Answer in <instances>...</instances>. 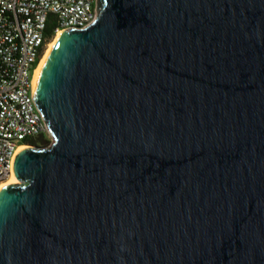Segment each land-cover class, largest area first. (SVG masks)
<instances>
[{"label":"water","instance_id":"obj_1","mask_svg":"<svg viewBox=\"0 0 264 264\" xmlns=\"http://www.w3.org/2000/svg\"><path fill=\"white\" fill-rule=\"evenodd\" d=\"M97 5L41 68L0 264H264V0Z\"/></svg>","mask_w":264,"mask_h":264},{"label":"built area","instance_id":"obj_2","mask_svg":"<svg viewBox=\"0 0 264 264\" xmlns=\"http://www.w3.org/2000/svg\"><path fill=\"white\" fill-rule=\"evenodd\" d=\"M97 7V0H0V182L14 172L25 140L50 133L34 98L47 47L60 30L90 25Z\"/></svg>","mask_w":264,"mask_h":264},{"label":"bare ground","instance_id":"obj_3","mask_svg":"<svg viewBox=\"0 0 264 264\" xmlns=\"http://www.w3.org/2000/svg\"><path fill=\"white\" fill-rule=\"evenodd\" d=\"M67 29H64V30H60L56 35L55 37L53 38V40L50 42L49 46L47 47V50L45 52V54L43 55L41 61L39 62V65L36 69V72H35V77H34V86H36V83H37V80H38V77H39V74H40V71H41V68L46 60V57L48 55V53L50 52V50L52 49V47L54 46V44L56 43L57 39L60 37V35L66 31ZM24 147H21L19 150H22ZM18 182V180H16V177H15V174L14 172L11 174V176L6 180V181H3V182H0V191H2L6 186H9V185H12V184H16Z\"/></svg>","mask_w":264,"mask_h":264},{"label":"rangeland","instance_id":"obj_4","mask_svg":"<svg viewBox=\"0 0 264 264\" xmlns=\"http://www.w3.org/2000/svg\"><path fill=\"white\" fill-rule=\"evenodd\" d=\"M53 143V138L50 133L43 134L42 138L37 139V144L39 146H50ZM21 182H17L16 184H20Z\"/></svg>","mask_w":264,"mask_h":264},{"label":"trees","instance_id":"obj_5","mask_svg":"<svg viewBox=\"0 0 264 264\" xmlns=\"http://www.w3.org/2000/svg\"><path fill=\"white\" fill-rule=\"evenodd\" d=\"M47 32L49 33V35H53L54 34V32H53V27H52V25L51 24H49V26H48V29H47ZM25 144H34V145H36L37 144V142L36 141H32V140H25V142H24Z\"/></svg>","mask_w":264,"mask_h":264}]
</instances>
